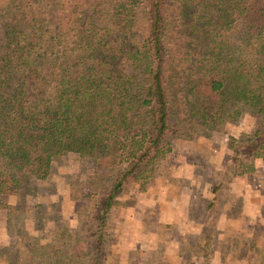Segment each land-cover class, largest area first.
Here are the masks:
<instances>
[{
	"label": "trees",
	"instance_id": "obj_1",
	"mask_svg": "<svg viewBox=\"0 0 264 264\" xmlns=\"http://www.w3.org/2000/svg\"><path fill=\"white\" fill-rule=\"evenodd\" d=\"M241 110L262 119L228 143L251 173L264 154V0H0V196L69 152L89 160L102 178L69 247L77 264L105 263L109 214L179 125L220 129ZM24 246L0 245V264H36Z\"/></svg>",
	"mask_w": 264,
	"mask_h": 264
},
{
	"label": "rangeland",
	"instance_id": "obj_2",
	"mask_svg": "<svg viewBox=\"0 0 264 264\" xmlns=\"http://www.w3.org/2000/svg\"><path fill=\"white\" fill-rule=\"evenodd\" d=\"M261 122L241 110L220 129L179 125L171 152L109 214L104 264H264V154L253 172L240 173L228 148ZM96 175L89 160L69 152L46 180L28 179L21 195H1L12 208L0 213V245H11L12 255L24 254V244L36 248V264H77L69 247L84 237Z\"/></svg>",
	"mask_w": 264,
	"mask_h": 264
}]
</instances>
